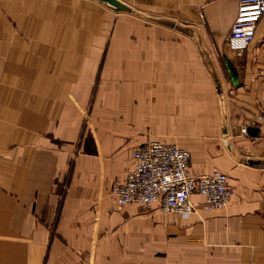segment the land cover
Wrapping results in <instances>:
<instances>
[{
	"label": "crops",
	"instance_id": "1",
	"mask_svg": "<svg viewBox=\"0 0 264 264\" xmlns=\"http://www.w3.org/2000/svg\"><path fill=\"white\" fill-rule=\"evenodd\" d=\"M121 1L0 0L22 59L0 68V264H264V122L242 132L264 108V15L241 50L239 0ZM86 56L81 101H53ZM151 139L189 149L195 174L226 172L228 206L115 201Z\"/></svg>",
	"mask_w": 264,
	"mask_h": 264
},
{
	"label": "built area",
	"instance_id": "2",
	"mask_svg": "<svg viewBox=\"0 0 264 264\" xmlns=\"http://www.w3.org/2000/svg\"><path fill=\"white\" fill-rule=\"evenodd\" d=\"M263 15L264 0H239L229 32L234 47L243 50L249 45ZM133 157L127 177L117 180L111 190L118 203L143 206L158 203L163 211L190 216L200 209L224 208L231 200L234 189L228 174L217 167L193 173L191 151L176 143L151 139L136 148ZM194 194L204 199L195 201Z\"/></svg>",
	"mask_w": 264,
	"mask_h": 264
},
{
	"label": "rangeland",
	"instance_id": "3",
	"mask_svg": "<svg viewBox=\"0 0 264 264\" xmlns=\"http://www.w3.org/2000/svg\"><path fill=\"white\" fill-rule=\"evenodd\" d=\"M19 18L20 17L18 16V17H14L12 20L9 19L12 23L11 24V34L8 37H6V39H2V37H0V68L2 67L3 70L7 66H10V67L21 66L22 59L19 57H14V56H12V54L9 53L10 50L12 49L14 34L19 33L17 27H15V24L17 25ZM43 29L46 31V27H43ZM206 29L207 28L204 26H199V27H197V33L200 35L207 33L208 30L206 31ZM91 30H93V27H91L88 32H90ZM194 32H195V29H194ZM90 44H89L88 48L86 49L87 53L89 52L90 49L93 50V48L90 47ZM24 60L25 59H23V61ZM30 60H35V58H32ZM30 60H29V65L31 64ZM80 60L81 59H79V61ZM95 60L96 59L94 57H91V58H89L88 56L84 57L83 61H85V63H86L85 69L82 72H81V70L80 71L78 70L79 72L74 74V75L71 74L70 70L71 71L74 70L75 72H77V69L80 66H78L77 63H70L69 86L67 89H65L67 82L62 84V81H60L57 89L54 90L53 101H57L56 103H58V104H60L61 101H81V73L87 75L90 71L91 66L94 65ZM62 87H64V88H62ZM263 122H264V108H261V110L258 113H256L254 116L247 117L245 119V121L242 125V132L247 135L249 125L250 126L251 125H257V124H261Z\"/></svg>",
	"mask_w": 264,
	"mask_h": 264
},
{
	"label": "water",
	"instance_id": "4",
	"mask_svg": "<svg viewBox=\"0 0 264 264\" xmlns=\"http://www.w3.org/2000/svg\"><path fill=\"white\" fill-rule=\"evenodd\" d=\"M102 1H106V2L110 3L111 5L118 7L119 9H126L127 8V5L125 3H123L121 0H102ZM248 131L252 134H256L258 129L254 128L252 126H249Z\"/></svg>",
	"mask_w": 264,
	"mask_h": 264
}]
</instances>
